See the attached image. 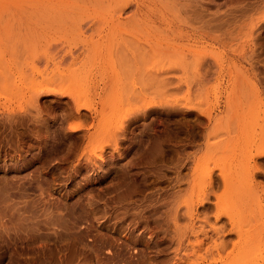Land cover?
Masks as SVG:
<instances>
[{
	"label": "rangeland",
	"instance_id": "obj_1",
	"mask_svg": "<svg viewBox=\"0 0 264 264\" xmlns=\"http://www.w3.org/2000/svg\"><path fill=\"white\" fill-rule=\"evenodd\" d=\"M69 86L86 90L74 93L82 101L107 105L105 131L150 106L127 127L124 153L107 136L80 173L71 166L85 140L60 161L35 159L44 132L26 129L29 121L13 131L3 124L6 110L21 107L18 117L36 109L58 122ZM80 112L91 123L93 110ZM255 145H264V0H0V264H207L205 235L158 245L160 219L136 214L188 155L180 171L189 178L198 160L215 174L233 172L252 229L264 203V159L248 151ZM245 171L252 178L240 177ZM41 198L66 207L59 226Z\"/></svg>",
	"mask_w": 264,
	"mask_h": 264
},
{
	"label": "bare ground",
	"instance_id": "obj_2",
	"mask_svg": "<svg viewBox=\"0 0 264 264\" xmlns=\"http://www.w3.org/2000/svg\"><path fill=\"white\" fill-rule=\"evenodd\" d=\"M75 92L85 93L86 90L83 87L77 89L72 86H69L66 88V90H64V93H66L70 101H68L66 113L63 114L61 118H59L58 122L56 117L52 116L50 118H48L47 116L48 119L40 118L42 117V114L39 110L36 109L34 110V113H31V111H27L25 117H18V114L15 113L23 112L24 107H21L18 110H6V117L8 118L6 119V123L3 124H5V128L10 127V130L13 131V128L15 129L17 125L26 126V121H29L30 123L29 125L27 123L28 126L26 127V129L29 128L30 130H28L31 132H39L40 130L44 132L43 135H41L42 137L38 140L39 152L36 156H34L35 159L41 157H49L51 159L56 158L60 161L62 160V157L60 155L64 151V149H67L68 152H72L75 147L73 145H77L73 144L74 140H80V142L85 140V144L82 147V153L80 154V156H78L76 164L71 166L72 171L80 173L83 167L81 166L80 161L88 160L87 164L84 165L85 168H88L91 162L94 163V149L96 144L101 139L109 136L108 145L113 146L114 150L120 152V149L122 148H120L119 145L121 142L124 143V140L127 138V127L132 124L138 116L145 119L148 112L147 108H149L150 106H138L135 111L128 114L126 122H124L123 120V122L116 128L113 126L115 129L111 130L109 127L110 131H105L102 126V117L104 115L105 106L107 105L103 104L101 107H97V105H95L97 107L96 108L90 102L82 101L78 96L79 94H74ZM143 100H145V98ZM161 106L165 107L162 108L164 110L163 112L167 113L168 115L172 114L171 110L174 111V107L170 108L166 105ZM80 110H93L94 117H92L91 123H85L86 118L83 117L84 113H81ZM38 117L40 119H37ZM13 119H16V123L14 125H12ZM48 122H53L54 125L43 126V123L48 124ZM42 131L40 133H42ZM252 150H254L255 152L253 157H256V159H264V145H255V147L251 146L248 151ZM156 151L157 155L161 153L159 152L160 149L159 151L158 149ZM120 153H124V148ZM187 158L188 155L177 157V163H175L172 170L173 175L165 177L164 181L162 180L163 178H159V180L161 179L164 183L166 182L167 186L161 192H157L155 197L152 194L146 195L145 200L148 202L142 206L140 212L136 214V216H142V214L147 213V217H149L148 219H152V222L154 223L158 219H160V222L157 223L159 229L157 232H154L155 236H158V234L161 233L163 234V236H161V239L156 241L158 245L165 243L168 244L167 247H171L173 244H175L177 247H181L186 239L190 237H196L200 233L202 235H205V242L212 241L211 244L204 249L203 254H201V260L206 261L207 264H264V203L260 206L261 209L259 208L260 212L256 216L258 218L252 220L255 222V224L253 225V228L250 229L249 227L251 222L244 214L246 208V204H244L245 198L243 195L235 193L234 188H232V184L234 183L235 178V176L231 174L233 172H231L230 174L228 172V174H224L221 172L215 174L214 170H209L205 166H202V164L198 160V164H200V166L196 161L194 171L189 178L187 173H181V171L186 168V165L189 162ZM254 169L257 171L260 170L257 164H254ZM122 170L124 172L123 167ZM124 174H127V171ZM239 175L244 180L252 178L251 173H246V171L245 173H240ZM128 177L129 180H134L135 178L133 175H130ZM162 181L160 183H162ZM127 184L129 183H126L125 186ZM183 184L188 185L187 187L181 188ZM125 188L126 190L124 189V194L131 191L127 189V187ZM43 193L44 192L41 191L39 196ZM39 200L41 201V203H43L42 211L43 213L45 212L44 214L55 215L56 218H54L56 223L58 222V220H61L63 218V216H57V212L59 211V209L65 210L66 207H64L62 204V207L57 204L54 205V202L50 203L48 199L41 198ZM210 219H213L212 223L209 222ZM180 221H184L182 225H179ZM85 223L89 224L88 226L92 227V224L89 223L88 218L85 219ZM60 224L61 223H59L58 226ZM205 227H207V230H204ZM85 233L86 231L84 230V232L78 233V236L80 234L85 235ZM96 233L98 234V232ZM97 234L93 235V241L97 240L95 239V236L97 238ZM204 240L202 241V244L198 246L200 250L205 243ZM115 242H113L112 245H119ZM104 243L107 249L111 247V245L107 244L105 241Z\"/></svg>",
	"mask_w": 264,
	"mask_h": 264
}]
</instances>
